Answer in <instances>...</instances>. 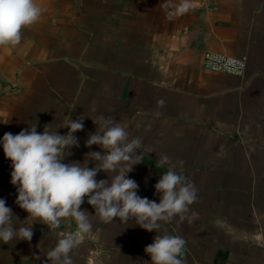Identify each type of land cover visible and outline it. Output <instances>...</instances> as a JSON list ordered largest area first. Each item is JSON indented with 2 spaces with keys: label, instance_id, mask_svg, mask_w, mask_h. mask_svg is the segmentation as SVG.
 Masks as SVG:
<instances>
[{
  "label": "crops",
  "instance_id": "1",
  "mask_svg": "<svg viewBox=\"0 0 264 264\" xmlns=\"http://www.w3.org/2000/svg\"><path fill=\"white\" fill-rule=\"evenodd\" d=\"M35 2L43 12L21 30L20 43L0 45V138L35 125L66 134V118L81 116L79 146L65 162H83L102 151L85 147L98 118L113 117L129 139L142 140L144 160L129 173L138 195L159 202L155 184L167 171L157 163L161 154L199 180L196 219L160 222L162 232L189 236L186 264H264V240L254 239L264 236V0H191V10L171 19L164 0ZM206 52L246 58L245 75L207 70ZM11 171L0 147V198L13 224L34 223V234L0 241V264H47L75 221L53 228L28 218ZM81 207L94 214L86 198ZM92 223L94 236L71 253L74 264L150 262L145 248L158 233L132 219L93 216Z\"/></svg>",
  "mask_w": 264,
  "mask_h": 264
},
{
  "label": "clouds",
  "instance_id": "2",
  "mask_svg": "<svg viewBox=\"0 0 264 264\" xmlns=\"http://www.w3.org/2000/svg\"><path fill=\"white\" fill-rule=\"evenodd\" d=\"M169 19L183 15L192 9L191 0H180L161 5ZM43 9L35 0H0V45H16L21 41V30L34 24ZM81 117V116H80ZM66 118L63 128L66 134L52 131L47 126L43 132L37 126L21 130L18 134L6 132L0 138L6 159L11 161V184L16 187V204L25 210L28 218L58 227L63 218H72L75 231L61 232L54 248L47 252V264H74L71 253L84 238L94 236L92 217L98 216L105 223L119 218L132 219L148 232L158 233L145 248L150 256L147 264H186L183 254L188 247L189 236L179 230L161 231L162 221H171L177 215L196 219L199 210L193 204L201 196L198 178L189 176L168 155L161 154L158 164L167 167L155 184L159 202L138 195L139 186L129 176L134 167L144 160L140 137L129 139V131L115 118L100 116L97 130L90 133L85 147L99 146L102 151H90L83 162H65L71 149L79 146L75 135L84 128V118ZM61 128V127H60ZM92 162L94 166L89 167ZM100 172L107 179H97ZM94 214L81 206L85 203ZM13 211L6 200L0 198V241L7 244L13 239L31 241L33 224L15 226ZM258 242L264 236L256 234Z\"/></svg>",
  "mask_w": 264,
  "mask_h": 264
},
{
  "label": "built area",
  "instance_id": "3",
  "mask_svg": "<svg viewBox=\"0 0 264 264\" xmlns=\"http://www.w3.org/2000/svg\"><path fill=\"white\" fill-rule=\"evenodd\" d=\"M204 66L207 70L216 73L243 76L247 69V59L229 57L215 52H206Z\"/></svg>",
  "mask_w": 264,
  "mask_h": 264
}]
</instances>
